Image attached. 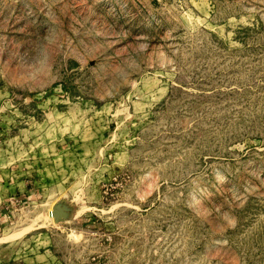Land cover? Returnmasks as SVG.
I'll use <instances>...</instances> for the list:
<instances>
[{"label":"rangeland","instance_id":"rangeland-1","mask_svg":"<svg viewBox=\"0 0 264 264\" xmlns=\"http://www.w3.org/2000/svg\"><path fill=\"white\" fill-rule=\"evenodd\" d=\"M0 203V264H264V0H0Z\"/></svg>","mask_w":264,"mask_h":264},{"label":"crops","instance_id":"crops-1","mask_svg":"<svg viewBox=\"0 0 264 264\" xmlns=\"http://www.w3.org/2000/svg\"><path fill=\"white\" fill-rule=\"evenodd\" d=\"M27 196H28V198H29V195H27ZM27 196L25 195V197H27ZM0 204H1V203H0ZM4 209H5L4 207H0V216H3V215H2V212L4 211Z\"/></svg>","mask_w":264,"mask_h":264}]
</instances>
